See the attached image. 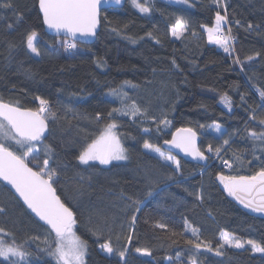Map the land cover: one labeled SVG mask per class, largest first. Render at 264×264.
<instances>
[{"label": "trees", "instance_id": "1", "mask_svg": "<svg viewBox=\"0 0 264 264\" xmlns=\"http://www.w3.org/2000/svg\"><path fill=\"white\" fill-rule=\"evenodd\" d=\"M5 2L13 7H0V100L34 111L40 107L37 96L49 101L44 113L49 133L37 145L51 149L50 166L58 173L54 187L76 216L75 232L87 245L85 264H264V253L247 244L242 249L225 245L216 255L221 232L264 246V218L240 209L215 182L221 174L250 176L264 168V141L249 135L264 132L253 102L264 92V0H191V7L142 0L150 7L148 15L127 1L121 9L102 11L95 43L68 50L63 42L69 39L45 32L38 0H0ZM217 11L227 14L224 32L230 29L235 40L227 53L210 44L205 31L214 26ZM178 20L185 25L179 39L172 35ZM32 31L38 33L40 56L27 49ZM208 72L223 89L198 83V76ZM113 89L127 93L129 103L146 110L149 118L109 117L113 108L122 107L111 95ZM225 94L231 111L221 104ZM152 117L171 123L157 131ZM111 122L118 125L128 158L109 166L80 163L83 148ZM213 124L225 129L222 137L207 132ZM179 128L201 136L206 167L178 158L176 171L143 148L147 140L162 149ZM210 145L214 152L221 149L218 157L207 153ZM39 155L42 163L45 151ZM224 161L232 163L230 172L223 169ZM0 208V228L11 234L0 239L29 253L24 264H56L48 249L54 234L2 183ZM157 223L167 228H157ZM192 227L213 251L185 243L196 239ZM106 241L114 249L109 256L100 247ZM0 264L7 262L0 259Z\"/></svg>", "mask_w": 264, "mask_h": 264}, {"label": "snow or ice", "instance_id": "2", "mask_svg": "<svg viewBox=\"0 0 264 264\" xmlns=\"http://www.w3.org/2000/svg\"><path fill=\"white\" fill-rule=\"evenodd\" d=\"M219 4V0H215ZM119 4L120 0H116ZM132 5L141 13H148L150 7L139 0H131ZM101 0H39V10L42 13L43 23L48 29L54 30L57 34L63 32L70 40L63 42V47L68 49H76L78 43L77 37H94L99 24ZM3 8H12L13 5L9 2L0 4ZM227 22V14L221 15L219 11L215 14V25L206 27L205 31L208 34V42L217 44L227 53L230 51V42L234 39L231 35V30L225 34L222 24ZM203 27V26H202ZM249 28L252 25H248ZM185 25L181 21L172 27V35L179 39L184 33ZM151 35V34H149ZM38 33L32 31L26 39L27 49L35 56H40V50L37 47ZM252 59L251 56L248 57ZM237 62H239L237 60ZM99 66V61L97 62ZM128 84L129 82H125ZM134 87V86H133ZM111 95L120 100L121 108H113L108 115L113 116V113H118L121 116H128L135 119L137 116L149 118L146 110H142L135 102L129 103L127 93L121 90L113 89ZM261 99L264 100V92L260 93ZM40 107L37 110L21 109L11 103H5L0 100V181H4L15 190L23 203L35 214L39 220L43 221L50 230L54 233L52 245L48 246L49 254L55 258L56 264H83L82 258L87 247L75 232L77 220L72 209L61 200L57 195L54 184L58 175L55 168L50 166V158L48 153L50 148L45 146V156L41 161L39 155L40 148L37 147L44 139L45 131L47 130V120L49 117L44 116L48 109L49 101L39 96L36 97ZM221 101L227 107H231V100L227 94L221 97ZM54 118V117H52ZM156 124V130L161 131V125L167 126L171 122L167 118H162L157 121L154 117L151 118ZM99 120V115L97 116ZM264 125V119L260 121ZM118 125L115 122L106 124L100 134L80 152L78 159L82 164H89L91 161H98L101 165H108L112 161L126 160L128 157L125 154L126 149L123 147L121 140L115 131ZM203 127V125H201ZM219 131V125L216 126ZM148 128L144 132H149ZM253 139L264 141V132L257 134L251 132L249 134ZM196 133L191 128H181L177 134L173 135L171 141L165 140V144H170L175 148L180 149L186 155H190L193 159H206L204 153L196 146ZM14 143L19 151H14L10 143ZM225 145L228 141H224ZM143 148L150 152L156 153L159 158L166 162H171L176 166V171L180 170V161L170 153H166L159 146L149 143L147 140L143 143ZM208 151H213L211 145ZM221 149L216 148L215 153L219 155ZM239 160L240 157L236 156ZM30 163H36L34 169L30 167ZM224 163L231 167L227 161ZM217 179L223 184L227 194L245 208L251 209L256 213H264V168H261L253 175H218ZM151 195V193H149ZM131 199V198H130ZM3 209L0 208V212ZM133 223L135 216L132 217ZM157 228H167L163 223H157ZM191 226L185 223V231ZM191 232L196 239H185V243L199 251L201 248L211 252L213 248L209 242L203 241L198 235V229L192 227ZM94 235H99L97 232ZM0 235L9 236L4 228H0ZM173 235L183 236V233L173 232ZM131 240V237H129ZM222 243L216 249V255H220L219 248L227 245L230 248L242 249L245 244L250 245L253 252L264 253V246L257 243L255 240L249 239L243 241L233 234L221 232ZM47 244L48 241L45 240ZM176 243V241H173ZM54 245V246H53ZM100 247L107 253L114 251L111 242L106 241ZM142 255H151L147 249L141 250ZM26 253L21 246L7 244L3 239H0V258L7 264H24ZM121 259L125 253H119ZM18 258V259H12ZM195 264V261H193Z\"/></svg>", "mask_w": 264, "mask_h": 264}, {"label": "water", "instance_id": "3", "mask_svg": "<svg viewBox=\"0 0 264 264\" xmlns=\"http://www.w3.org/2000/svg\"><path fill=\"white\" fill-rule=\"evenodd\" d=\"M127 3V0H120V3L117 4L116 3V0H101V5H100V14H99V24L97 26V29H96V35L94 37H87V38H84V37H77V40L78 41H84L83 43H79V44H82V45H91L93 43H95V41L97 40V37H98V34L100 33L101 31V14H102V11L104 10H108V9H121L123 8ZM38 7H39V0H38ZM40 12V10H39ZM41 16H42V13L40 12ZM43 20V18H42ZM44 25V23H43ZM44 30L45 32L52 36V37H56V38H59V37H63L65 39H71L70 37L66 36L63 32L57 34L54 30H50L47 28L46 25H44ZM21 109H24V108H21ZM48 124V122H47ZM181 129V128H179ZM177 129L176 131H174L171 135V138L170 140L168 141H171L172 138H173V135L177 134L178 130ZM193 130V129H192ZM195 133H196V146L200 149V144H201V136L195 131L193 130ZM49 133V124H48V127H47V130L45 131V134H44V137H46ZM162 149L166 152H169L175 156H177L178 158H181V159H184L188 162H191V163H194V164H197L199 166H203V167H206L208 165V158L207 156L205 155L206 159L204 160H200V159H193L192 156L190 155H186L183 151H181L180 149L178 148H175L173 147L172 145L170 144H165L163 143L162 144ZM201 151V150H200ZM218 177V176H217ZM217 177L215 178V182L216 184L218 185L219 189L221 190V192L225 195V197L227 199H229L231 202H233L236 206H238L240 209H242L243 211H245L246 213H248L249 215L253 216V217H260V218H264V213H256V212H253L251 211V209H248V208H245L241 203H239L236 199H234L233 197L229 196L227 194V192L224 190V187H223V184L220 183V181L217 179ZM0 183H2L7 189H9V191L20 201V203L25 207V209L29 212V214L36 220L38 221L41 225L45 226L46 228H48L50 230V228L44 224L43 221L39 220L38 217L35 216L34 213L31 212L30 209L27 208V206L23 203L22 199L19 198L18 194L15 193V190L11 187V185L7 184L6 182L4 181H0ZM58 195V194H57ZM75 215V214H74ZM76 218V216H75ZM51 231V230H50ZM54 234V233H53Z\"/></svg>", "mask_w": 264, "mask_h": 264}, {"label": "rangeland", "instance_id": "4", "mask_svg": "<svg viewBox=\"0 0 264 264\" xmlns=\"http://www.w3.org/2000/svg\"><path fill=\"white\" fill-rule=\"evenodd\" d=\"M128 1V3L131 5V7H133L137 12H139V13H141L138 9H136L133 5H132V3H131V0H127ZM163 1H166V2H169V3H172V4H176V5H184V6H188V7H191V0H163ZM139 2H141L142 3V0H139ZM141 14H143V15H148L149 14V12L148 13H141ZM215 25V24H214ZM226 25V23H224V24H222V28H223V30H224V26ZM226 34V33H225ZM232 44H234L233 42H231ZM198 83L199 84H201V85H203V86H205V87H208V88H220V89H223V87H222V85L221 84H219L217 81H216V79L214 78V76L212 75V73L211 72H208V73H205V74H203V75H200V76H198ZM257 95V94H256ZM253 102L255 103V116L257 117V118H260V119H264V100H262L261 99V96H259V95H257V101L255 102L254 100H253ZM221 104H222V106H224L227 110H229V111H231L232 110V104H231V107L229 108V107H227V106H225V104L221 101ZM216 124H213V125H211L210 126V128H208V130H207V132L208 133H210L211 135H213L214 137H217V138H220V137H222V135L224 134V132H225V129L223 128V127H221V126H219V131H217L216 130ZM115 131H116V129H115ZM9 143H12V142H9ZM12 144H14V143H12ZM225 146H227V145H225ZM37 147L38 148H40V151H45V146H42V145H37ZM147 152H149V153H151V154H153V155H155V156H157L158 158H159V156L156 154V153H153V152H150L149 150H147V149H145ZM163 150V149H162ZM164 151V150H163ZM166 152V151H165ZM166 153H169V152H166ZM207 153L210 155V156H215V157H218L219 155H216V153L214 152V151H211V152H209V151H207ZM171 154V153H170ZM171 155H173V154H171ZM173 156H175V155H173ZM176 157V159L177 160H179L178 159V157L177 156H175ZM160 159V158H159ZM161 160V159H160ZM121 161H124V160H121ZM161 161H163V160H161ZM114 162H120V161H112L110 164H112V163H114ZM164 163H167V164H169V165H172L173 167H175L176 168V166L174 165V164H172L171 162H166V161H163ZM89 163H98L99 164V162L98 161H91V162H89ZM110 164H108V165H102V166H109ZM101 165V164H100ZM75 230V229H74ZM102 252L105 254V255H111L110 253H107L106 251H104L103 249H102ZM257 253H260V252H257ZM86 255H87V248L85 249V253H84V255H83V258H82V262H83V264H85V259H86ZM52 257V256H51ZM53 258V260L55 261V263H56V260H55V258L54 257H52ZM0 259H2L3 260V258H0ZM12 259H18V258H12Z\"/></svg>", "mask_w": 264, "mask_h": 264}, {"label": "built area", "instance_id": "5", "mask_svg": "<svg viewBox=\"0 0 264 264\" xmlns=\"http://www.w3.org/2000/svg\"><path fill=\"white\" fill-rule=\"evenodd\" d=\"M231 42H235V40L233 39ZM229 164L232 165V163L230 161H227ZM223 169L225 170V172H230L232 170V166L231 167H228L225 163H223Z\"/></svg>", "mask_w": 264, "mask_h": 264}]
</instances>
